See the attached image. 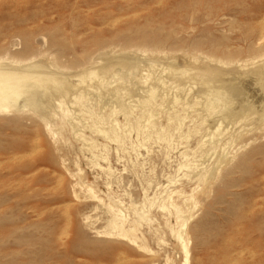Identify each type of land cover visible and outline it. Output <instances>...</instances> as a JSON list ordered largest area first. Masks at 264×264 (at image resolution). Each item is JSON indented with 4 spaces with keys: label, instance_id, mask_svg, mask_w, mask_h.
<instances>
[{
    "label": "rangeland",
    "instance_id": "374dc122",
    "mask_svg": "<svg viewBox=\"0 0 264 264\" xmlns=\"http://www.w3.org/2000/svg\"><path fill=\"white\" fill-rule=\"evenodd\" d=\"M262 37L264 0H0V67L60 78L0 113V264H264Z\"/></svg>",
    "mask_w": 264,
    "mask_h": 264
},
{
    "label": "bare ground",
    "instance_id": "6f19581e",
    "mask_svg": "<svg viewBox=\"0 0 264 264\" xmlns=\"http://www.w3.org/2000/svg\"><path fill=\"white\" fill-rule=\"evenodd\" d=\"M262 20V19H261ZM263 36V35H262ZM264 38V37H262ZM260 56V55H259ZM43 58V57H42ZM149 58V57H148ZM174 60V59H173ZM181 60V59H180ZM211 60V59H210ZM169 61V60H168ZM219 61V60H218ZM229 61V60H228ZM182 63V62H181ZM1 65V62H0ZM7 66V65H6ZM39 66V65H38ZM36 64H29L19 70L0 67V113H7L9 111L20 112L22 105H31L33 108H38V104L45 105L44 97L38 99L35 95L38 94L34 89L43 87L45 85H52L56 88L60 78L50 75L48 72H38L34 70L38 67ZM96 67V66H95ZM41 67L39 66V69ZM151 68V67H150ZM191 68V67H190ZM30 69V70H29ZM153 69V68H152ZM150 69V70H152ZM181 69V68H180ZM85 70V69H84ZM92 70V69H91ZM97 70V69H96ZM42 71V70H41ZM47 71V70H46ZM86 71V70H85ZM169 70H167L168 72ZM263 71V70H262ZM91 72V71H90ZM89 72V73H90ZM261 74V71H259ZM172 73V72H171ZM256 73V72H255ZM263 73V72H262ZM218 74V73H217ZM78 75V73H77ZM263 75V74H261ZM57 76V75H56ZM72 76V75H71ZM88 76V75H87ZM86 76V77H87ZM190 76V75H189ZM250 76V75H249ZM64 77V76H63ZM69 77V76H68ZM74 76H72L73 78ZM82 75L78 78L80 79ZM71 78V77H70ZM69 78V79H70ZM71 78V79H72ZM76 78V76H75ZM150 78V77H149ZM70 79V81H71ZM74 79V78H73ZM77 79V78H76ZM65 80V79H64ZM146 80V79H145ZM82 81V78H81ZM149 81V80H148ZM67 83V81H66ZM161 84V83H160ZM68 85V84H67ZM163 85V84H162ZM34 86V87H33ZM59 86V84H58ZM164 86V85H163ZM50 86H47V88ZM50 87V88H51ZM71 87V86H70ZM46 88V87H45ZM57 89V88H56ZM47 90V89H46ZM51 90V89H50ZM58 90V89H57ZM60 90V89H59ZM42 92L44 90H41ZM62 91V90H61ZM220 92V91H219ZM50 93V92H49ZM57 93V92H56ZM217 93V92H216ZM41 94V93H40ZM117 95V94H116ZM219 95V94H218ZM44 101V102H43ZM222 104V103H221ZM39 105V106H40ZM212 106V105H211ZM257 125V124H256ZM47 130V129H46ZM48 132V131H47ZM211 180V179H210ZM122 238V237H121ZM181 240V239H180ZM183 244V243H182ZM184 264H187L188 252L183 247Z\"/></svg>",
    "mask_w": 264,
    "mask_h": 264
}]
</instances>
